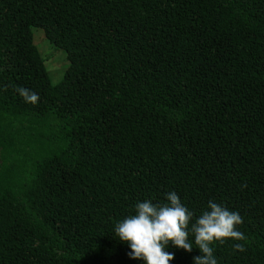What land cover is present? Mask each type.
Returning <instances> with one entry per match:
<instances>
[{"label": "trees", "instance_id": "16d2710c", "mask_svg": "<svg viewBox=\"0 0 264 264\" xmlns=\"http://www.w3.org/2000/svg\"><path fill=\"white\" fill-rule=\"evenodd\" d=\"M171 191L242 216L217 264H264V0H0V264H145L115 227Z\"/></svg>", "mask_w": 264, "mask_h": 264}, {"label": "clouds", "instance_id": "9594fccd", "mask_svg": "<svg viewBox=\"0 0 264 264\" xmlns=\"http://www.w3.org/2000/svg\"><path fill=\"white\" fill-rule=\"evenodd\" d=\"M19 94L28 103L36 104L39 96L26 88H19ZM167 203L154 204L151 200L139 202L134 215L128 216L115 227L116 236L129 245V256L145 264H170L175 259L167 251L169 244L192 252L189 242V226L194 233L196 248L202 255L193 257L194 264H217L213 245L225 240L245 241L246 236L238 230L243 224L239 212L228 210L213 201L192 223L194 213L182 204L175 191L166 193ZM235 250L245 251L244 243L233 244Z\"/></svg>", "mask_w": 264, "mask_h": 264}, {"label": "rangeland", "instance_id": "374dc122", "mask_svg": "<svg viewBox=\"0 0 264 264\" xmlns=\"http://www.w3.org/2000/svg\"><path fill=\"white\" fill-rule=\"evenodd\" d=\"M35 43L45 58V66L52 82H58L67 67L68 61L65 52L50 42L43 33L42 28L32 27Z\"/></svg>", "mask_w": 264, "mask_h": 264}]
</instances>
